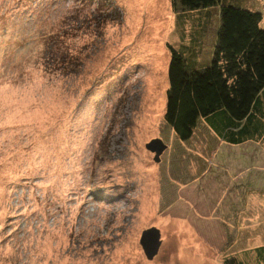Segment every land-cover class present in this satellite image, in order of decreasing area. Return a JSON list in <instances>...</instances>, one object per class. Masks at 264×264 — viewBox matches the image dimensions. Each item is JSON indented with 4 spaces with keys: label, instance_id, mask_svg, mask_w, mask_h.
I'll return each instance as SVG.
<instances>
[{
    "label": "rangeland",
    "instance_id": "374dc122",
    "mask_svg": "<svg viewBox=\"0 0 264 264\" xmlns=\"http://www.w3.org/2000/svg\"><path fill=\"white\" fill-rule=\"evenodd\" d=\"M176 29L170 0H0V264H264V138L178 139Z\"/></svg>",
    "mask_w": 264,
    "mask_h": 264
},
{
    "label": "trees",
    "instance_id": "16d2710c",
    "mask_svg": "<svg viewBox=\"0 0 264 264\" xmlns=\"http://www.w3.org/2000/svg\"><path fill=\"white\" fill-rule=\"evenodd\" d=\"M170 2L176 32L183 41L180 47L170 45L165 122L180 141H189L200 123L226 144L262 140V12L246 0ZM255 250L257 259L264 262V245ZM226 260L244 264L236 258Z\"/></svg>",
    "mask_w": 264,
    "mask_h": 264
},
{
    "label": "water",
    "instance_id": "95a60500",
    "mask_svg": "<svg viewBox=\"0 0 264 264\" xmlns=\"http://www.w3.org/2000/svg\"><path fill=\"white\" fill-rule=\"evenodd\" d=\"M167 144L162 138L156 137L146 144V148L155 154L154 160L159 162L161 155L167 149ZM142 248L148 259H153L159 252L162 245L161 231L157 227H151L142 232L140 239Z\"/></svg>",
    "mask_w": 264,
    "mask_h": 264
}]
</instances>
